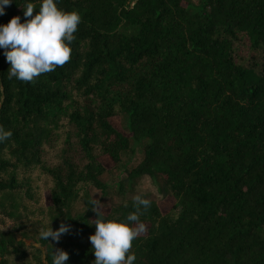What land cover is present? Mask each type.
<instances>
[{"label":"trees","instance_id":"trees-1","mask_svg":"<svg viewBox=\"0 0 264 264\" xmlns=\"http://www.w3.org/2000/svg\"><path fill=\"white\" fill-rule=\"evenodd\" d=\"M27 2L35 15L38 0H13L0 23L23 22ZM56 3L81 17L68 62L21 82L0 53V264H51L56 248L92 264L89 189L119 168L161 177L173 198L141 212L135 264H264V0ZM61 223L59 241L39 239Z\"/></svg>","mask_w":264,"mask_h":264},{"label":"clouds","instance_id":"clouds-1","mask_svg":"<svg viewBox=\"0 0 264 264\" xmlns=\"http://www.w3.org/2000/svg\"><path fill=\"white\" fill-rule=\"evenodd\" d=\"M13 0H0V16ZM38 11L33 15L36 5L27 2L23 7L25 20L19 15L12 16L6 23H0V53L9 64L7 78L21 82H32L43 73L53 72L63 66L71 56V43L81 21L76 11L58 7L56 0H38ZM12 136L10 129L0 126V143ZM96 212L92 222L95 230L88 236L94 255L92 264H135L136 255L131 252L132 242L145 231V224L139 220L142 211H147L151 201L142 195L132 200L133 211L123 220L118 217L105 219L97 201H89ZM127 207V202L124 203ZM70 231V226L61 223L53 229L51 225L38 233L41 240L56 242ZM51 244V243H50ZM52 245V244H51ZM68 252L56 248L51 250V264H66Z\"/></svg>","mask_w":264,"mask_h":264},{"label":"rangeland","instance_id":"rangeland-1","mask_svg":"<svg viewBox=\"0 0 264 264\" xmlns=\"http://www.w3.org/2000/svg\"><path fill=\"white\" fill-rule=\"evenodd\" d=\"M188 1L195 2L196 0ZM109 121L120 132L129 134L125 116H112L109 118ZM144 141L142 140L140 143L132 142L134 153L131 156V161L127 165L128 167L134 165L140 159ZM103 161L107 163L105 159ZM101 178L107 184L105 193L93 187L89 189L92 200L95 199L101 209L105 206L118 204L123 199L133 200V197L136 195H142L147 199L155 200L162 212H167L173 204V198L169 194H163L161 192V177L140 176L134 179H128L124 168H119L109 174H104Z\"/></svg>","mask_w":264,"mask_h":264}]
</instances>
